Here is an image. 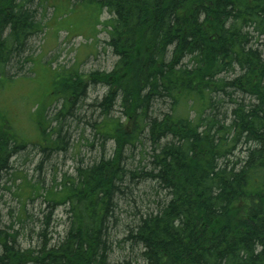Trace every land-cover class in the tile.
Wrapping results in <instances>:
<instances>
[{"label":"trees","instance_id":"16d2710c","mask_svg":"<svg viewBox=\"0 0 264 264\" xmlns=\"http://www.w3.org/2000/svg\"><path fill=\"white\" fill-rule=\"evenodd\" d=\"M78 6L95 9L117 60L111 72L54 70L48 96L62 108L32 113L34 145L65 151L70 118L101 155L31 187L47 204L41 244L20 246L21 231L0 222V264H110L120 212L132 221L117 264H264V0H0V94L32 79L22 73L38 62L49 10ZM95 86L106 92L89 104ZM1 107L0 178L30 145ZM58 208L67 228L54 241Z\"/></svg>","mask_w":264,"mask_h":264},{"label":"rangeland","instance_id":"374dc122","mask_svg":"<svg viewBox=\"0 0 264 264\" xmlns=\"http://www.w3.org/2000/svg\"><path fill=\"white\" fill-rule=\"evenodd\" d=\"M51 11L50 9L47 18L50 23L49 28L46 29L45 34L33 41L34 55L37 56L38 61L33 73L28 72L30 66L25 67L22 73L32 79L22 78L13 89L0 94L1 108L8 112L10 121L17 132L25 135L30 141L27 150L13 160L12 169L0 178L2 229L13 225L14 230L21 231L18 242L24 248L41 244L37 234L40 230V222L47 213V204L42 197L29 199L27 194L30 193L31 187L40 183L44 189H48L55 177L61 179L65 173L74 174L77 166L88 165L101 155L98 143L91 148L86 141L87 138L92 140L90 129L86 128L84 123L77 126L70 118L64 121L63 129V133L69 135L66 139L67 149L54 153L43 152L40 146L34 145L39 141L34 127L38 117L31 115L41 103L43 108L51 106L48 112L49 118H52L62 108V101L52 106V99L48 96L51 93L49 80L55 69L78 67L82 73L96 70L111 72L117 60L106 45L109 40L106 28L101 24L94 32L95 9L78 6L76 11L68 17L59 15L57 17L58 13L53 16ZM108 19L109 15L104 12L101 20ZM105 92L106 89L102 86L91 88L87 103L91 104L95 99L101 100ZM92 111L91 107H85L81 113L90 116ZM35 117L36 120L33 121ZM83 132L84 135H82ZM81 136H84V140L80 139ZM113 151V144L109 142L107 154L111 155ZM140 159V155L136 154L134 161L138 163ZM126 216L124 212L119 213L121 226L115 236L114 254L111 256L110 264H117L129 257L128 251L122 250L124 244L121 246L118 244L123 237L124 224L132 221V218ZM19 220H22V223ZM52 220L49 237L56 241L58 236L64 235L67 228L63 208H58L53 213ZM133 257H136L135 254Z\"/></svg>","mask_w":264,"mask_h":264}]
</instances>
